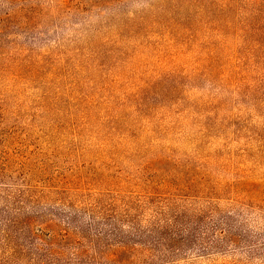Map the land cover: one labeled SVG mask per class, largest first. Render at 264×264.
<instances>
[{
    "label": "rangeland",
    "instance_id": "rangeland-1",
    "mask_svg": "<svg viewBox=\"0 0 264 264\" xmlns=\"http://www.w3.org/2000/svg\"><path fill=\"white\" fill-rule=\"evenodd\" d=\"M158 201L240 213L174 264H264V0H0V223Z\"/></svg>",
    "mask_w": 264,
    "mask_h": 264
},
{
    "label": "trees",
    "instance_id": "trees-1",
    "mask_svg": "<svg viewBox=\"0 0 264 264\" xmlns=\"http://www.w3.org/2000/svg\"><path fill=\"white\" fill-rule=\"evenodd\" d=\"M207 1L221 10L229 3ZM173 202H110L100 208H69L62 214L63 226L55 228L48 239L28 221L38 217L32 214L34 208L21 210L16 204L15 210L2 212L0 264L22 259L29 264H174L181 255H207L238 246L240 225L235 218L239 212L213 208L190 212L189 207ZM147 203L152 208H145ZM147 211L148 218H143ZM19 217L26 220L19 221Z\"/></svg>",
    "mask_w": 264,
    "mask_h": 264
}]
</instances>
